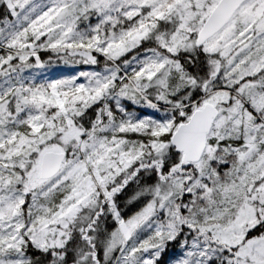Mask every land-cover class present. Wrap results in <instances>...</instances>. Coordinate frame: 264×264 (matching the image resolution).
<instances>
[{"label":"snow or ice","instance_id":"snow-or-ice-1","mask_svg":"<svg viewBox=\"0 0 264 264\" xmlns=\"http://www.w3.org/2000/svg\"><path fill=\"white\" fill-rule=\"evenodd\" d=\"M0 264H264V0H0Z\"/></svg>","mask_w":264,"mask_h":264},{"label":"rangeland","instance_id":"rangeland-1","mask_svg":"<svg viewBox=\"0 0 264 264\" xmlns=\"http://www.w3.org/2000/svg\"><path fill=\"white\" fill-rule=\"evenodd\" d=\"M85 70H88V68L86 67ZM48 73L53 76V77H59V76H66V75H71L76 71H79L77 69H75L74 71H68V70H62V68L57 67L56 69L52 70V68H49Z\"/></svg>","mask_w":264,"mask_h":264},{"label":"trees","instance_id":"trees-1","mask_svg":"<svg viewBox=\"0 0 264 264\" xmlns=\"http://www.w3.org/2000/svg\"><path fill=\"white\" fill-rule=\"evenodd\" d=\"M57 67H61L62 70H68V71H74L75 69L77 70H85L87 66H83V65H78V66H65V65H55L52 66V70L56 69Z\"/></svg>","mask_w":264,"mask_h":264}]
</instances>
